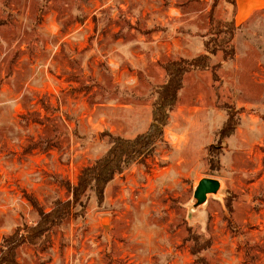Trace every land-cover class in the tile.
Masks as SVG:
<instances>
[{"label":"rangeland","instance_id":"rangeland-1","mask_svg":"<svg viewBox=\"0 0 264 264\" xmlns=\"http://www.w3.org/2000/svg\"><path fill=\"white\" fill-rule=\"evenodd\" d=\"M214 3L229 20L234 0H0V258L72 200L69 218L16 247L17 264H264V10L235 30L218 80L185 75L164 140L102 202L91 192L82 207L68 189L110 148L106 133L148 128L166 61L223 38ZM225 103L237 126L219 141ZM206 177L220 189L198 204ZM190 233L210 247L194 255Z\"/></svg>","mask_w":264,"mask_h":264},{"label":"trees","instance_id":"trees-1","mask_svg":"<svg viewBox=\"0 0 264 264\" xmlns=\"http://www.w3.org/2000/svg\"><path fill=\"white\" fill-rule=\"evenodd\" d=\"M234 9L232 15L236 11V0H234ZM216 3H214L211 11L210 20L215 27V36L224 34L223 38L213 45L211 39L205 41V51L192 58H181L177 60H169L163 64L166 74V80L154 87L156 98L153 102L152 121L148 128L137 134L135 137H123L106 133L109 136L110 148L105 154L93 163L86 165L81 170L78 182L75 185L68 184V189L74 202L85 206L89 199V194L94 192L99 202L104 199L105 189L116 175L122 173L130 164L134 162H144L145 159L155 152L159 141L165 138V128L170 122V115L175 109L179 97V93L184 86L185 75L194 69L206 70L211 69L215 80H218V71L222 64L235 56V46L232 43L235 30L238 28L236 22L231 16L229 20H225L215 16ZM218 51H222V60L216 64H211L212 56ZM228 113L227 119L223 122L220 129L216 132L218 140L231 136L236 129L237 122L235 120V110L233 105L225 103L222 105ZM214 148L210 149L209 165L213 166ZM220 166V162L217 161ZM70 202L62 204L49 213H42L40 221L32 229L28 230L30 239L21 240L16 236L11 238L8 243L7 254L0 258V264H17L16 247L24 242H33L45 237L54 227L63 220L70 217ZM57 203V204H58ZM189 239H193L194 243H198V248L193 249V254L198 255L202 249H207L211 245V241L200 242L198 237L190 233ZM198 264H209L203 256H196Z\"/></svg>","mask_w":264,"mask_h":264},{"label":"crops","instance_id":"crops-1","mask_svg":"<svg viewBox=\"0 0 264 264\" xmlns=\"http://www.w3.org/2000/svg\"><path fill=\"white\" fill-rule=\"evenodd\" d=\"M264 10V0H236V11L232 15L237 29L248 23Z\"/></svg>","mask_w":264,"mask_h":264},{"label":"water","instance_id":"water-1","mask_svg":"<svg viewBox=\"0 0 264 264\" xmlns=\"http://www.w3.org/2000/svg\"><path fill=\"white\" fill-rule=\"evenodd\" d=\"M220 189V182L215 178L206 177L200 180L194 196L198 204L204 203L207 200L208 194L216 193Z\"/></svg>","mask_w":264,"mask_h":264}]
</instances>
